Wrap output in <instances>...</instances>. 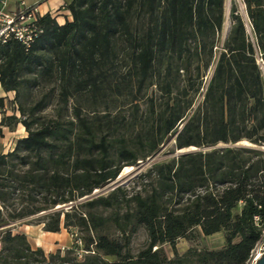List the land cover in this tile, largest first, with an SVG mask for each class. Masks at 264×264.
Here are the masks:
<instances>
[{
  "label": "trees",
  "instance_id": "1",
  "mask_svg": "<svg viewBox=\"0 0 264 264\" xmlns=\"http://www.w3.org/2000/svg\"><path fill=\"white\" fill-rule=\"evenodd\" d=\"M244 3L252 36L232 14L220 48L224 0H70L71 20L38 17L28 49L0 44L1 125L26 133L0 154V264H247L264 242V151L237 144L264 148V0ZM168 139L198 150L91 196ZM35 216L71 246L46 255L13 232ZM218 232L219 249L175 251Z\"/></svg>",
  "mask_w": 264,
  "mask_h": 264
},
{
  "label": "rangeland",
  "instance_id": "2",
  "mask_svg": "<svg viewBox=\"0 0 264 264\" xmlns=\"http://www.w3.org/2000/svg\"><path fill=\"white\" fill-rule=\"evenodd\" d=\"M225 7L226 8L224 9V21L226 18L228 19V21H232L231 16L234 13V11L239 12L238 4L235 0H227ZM229 29L230 28H228L227 30H224L223 28L222 31L219 33L218 35V47L219 48H220L222 41L226 37ZM211 72L212 71L210 70L208 73V76L211 74ZM199 99L200 97L198 98V100ZM172 145H173V141L171 139H168L160 146L159 150L156 153H154L152 156L146 158L145 160L138 161L136 165L128 167L129 169H126L127 167L123 168L121 172L119 173V175L116 177V179L109 182L102 189H99L96 195L106 194L108 191H110L111 189L117 186H125V187L131 186L132 182L135 180L138 174L142 172L146 167L151 166L152 164L156 162L168 160L170 158L183 154V153H180V151H172ZM237 145H244L252 150L264 151V148H259V147H256V146H253L247 143H240ZM230 146L232 145L219 144L215 146L214 148L221 149V148H226ZM204 149L206 150L210 148H204ZM185 150H190V149H185ZM185 150H181V151H185ZM196 150L198 149L196 148ZM70 206L71 205L60 206L61 208L59 209L66 210ZM59 209H56V210H59ZM39 216L30 217V218L12 223L11 226H13V232H20L18 230L20 228L27 230L29 232V242L31 243L33 241L32 238L36 236L38 239L41 240V244L44 248L43 251L46 255L55 252L57 249H60L61 251H63L66 249V247L68 248L71 246L76 234H71L64 229L61 230V233L59 235H56L53 233H43L41 228L39 227L40 225H36V221H37L36 218ZM146 240H147L146 233L144 229L140 228L131 238V242H130L131 252L133 254L138 253L141 249H143L146 246ZM224 243L225 242H224L223 232H218L210 236L199 235L197 239L193 242L186 241L184 239L178 240L175 244V251L176 253L181 255L190 248L207 249V250L219 249L224 245ZM49 249L50 251H48ZM163 249L169 258L173 257V251L170 246L163 245Z\"/></svg>",
  "mask_w": 264,
  "mask_h": 264
},
{
  "label": "built area",
  "instance_id": "3",
  "mask_svg": "<svg viewBox=\"0 0 264 264\" xmlns=\"http://www.w3.org/2000/svg\"><path fill=\"white\" fill-rule=\"evenodd\" d=\"M224 0V9L226 8ZM239 7V12L234 11L235 16H239L244 24L246 34L250 37L251 25L247 16L244 0H235ZM239 13V15H238ZM39 15L37 5H27L19 2L13 10L7 8V0H0V44H5L10 40L19 42L25 49H28L34 40L41 34L36 22ZM232 21L226 18L223 24L224 30L231 27ZM264 254V242L256 245L251 253L247 264H254Z\"/></svg>",
  "mask_w": 264,
  "mask_h": 264
},
{
  "label": "crops",
  "instance_id": "4",
  "mask_svg": "<svg viewBox=\"0 0 264 264\" xmlns=\"http://www.w3.org/2000/svg\"><path fill=\"white\" fill-rule=\"evenodd\" d=\"M19 2H24L27 5H37L40 16L49 14L59 25L71 20L70 12L65 7L70 0H7V8L13 10L17 7ZM0 98L2 99V106L0 107V154H5L11 151L15 142L18 139L25 137L26 133L21 124H17L13 129L1 125L2 113L5 112L7 116L12 114V111L8 109V103L13 99V93H6L0 87ZM39 227L42 230V226L40 225ZM18 230L26 235L29 242V232L21 228ZM42 232L46 233L43 230ZM60 233L61 231L53 234L59 235ZM32 239V243L29 242L32 248L44 249L40 239L36 236ZM48 251H50V249Z\"/></svg>",
  "mask_w": 264,
  "mask_h": 264
},
{
  "label": "water",
  "instance_id": "5",
  "mask_svg": "<svg viewBox=\"0 0 264 264\" xmlns=\"http://www.w3.org/2000/svg\"><path fill=\"white\" fill-rule=\"evenodd\" d=\"M188 151H196V148H190V150L180 151V153H185ZM97 192L98 190L94 191L91 196H98L99 194L96 195ZM84 199H89V198H84ZM59 208L61 207L58 206L56 209H59ZM254 264H264V254H262V256Z\"/></svg>",
  "mask_w": 264,
  "mask_h": 264
},
{
  "label": "bare ground",
  "instance_id": "6",
  "mask_svg": "<svg viewBox=\"0 0 264 264\" xmlns=\"http://www.w3.org/2000/svg\"><path fill=\"white\" fill-rule=\"evenodd\" d=\"M126 169H129L128 167Z\"/></svg>",
  "mask_w": 264,
  "mask_h": 264
}]
</instances>
